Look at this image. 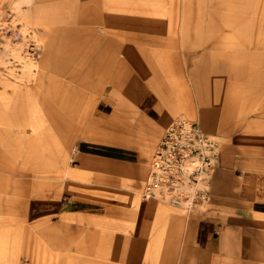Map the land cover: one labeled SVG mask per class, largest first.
Segmentation results:
<instances>
[{
    "label": "crops",
    "instance_id": "0c3cea01",
    "mask_svg": "<svg viewBox=\"0 0 264 264\" xmlns=\"http://www.w3.org/2000/svg\"><path fill=\"white\" fill-rule=\"evenodd\" d=\"M209 1L207 6L203 0H198L195 6L188 5L190 12L186 25L194 26L181 34L185 72L197 99L205 105L206 116H210L217 128L232 129L246 113L264 115V8H261L264 0ZM100 3V0H0V6H14L22 23L42 34L48 44L42 56L45 68L57 71L53 75L46 71L42 73L46 112L54 121L53 125H47L48 146L27 147L26 157H32V153L37 156L26 160L25 170H17L22 177L15 180L20 197L14 199L0 193V209L19 211L20 215L14 214L16 221L19 218L23 223L33 213L34 216H45L46 212H55L56 205L52 200L44 197L32 201V198L43 196V190L56 196L65 175L71 179L85 175L79 170H66L64 153L69 126L73 122L70 123L68 114H57L50 99L66 97L68 106H72V102L78 106L68 111H83L86 109L82 100L90 96L95 111L102 117L114 112V104L122 95L125 103L134 105L139 112L136 124L139 129L155 125L157 131L162 132L161 136L172 121V96L166 97L155 87L158 83L166 88L165 79L173 77L181 68L171 54L174 50L168 47L174 41L171 28L168 24H159L164 33L152 36L118 28L104 41H99ZM193 7L199 10L197 17L193 15ZM195 25H200L199 29ZM12 92V97L8 98L12 103L7 104L13 108L10 116L13 115L16 125H23L22 95L16 88ZM29 94L32 97L31 91ZM3 99L0 96V100ZM2 109L7 110L5 104L0 103V138L3 141V136L13 125L7 122L10 116L7 118ZM126 119L122 123L131 127L130 133L135 127ZM53 128L64 140L59 151L52 136ZM118 128L120 130V126ZM102 141L118 143L110 139ZM44 148L47 154H42ZM115 152L121 153L117 149ZM133 152L129 151L132 156L135 155ZM80 153L106 157L99 151L90 152L87 147ZM82 161L84 165H91L92 158L86 157ZM5 162H0L1 167L7 168L9 164ZM95 176L102 179L99 174ZM208 180L210 200L183 212H171L163 202H151L143 196L135 213L132 235L139 238L136 241L140 242L142 251L150 244L151 264H264V134L235 132L220 145L216 168ZM9 185V181L1 182L0 189L9 190ZM29 185L32 191L25 213L23 196L28 195ZM66 186L75 196L88 195L90 199H96L95 194L101 191L75 186L71 181ZM5 198L8 201L4 209ZM62 223L37 222L36 227L42 228L46 224L56 227ZM69 224L70 238L77 242L75 248L81 250L78 254L87 253L90 264H108L92 249L94 234L91 227ZM60 234L61 237L58 235L55 239L57 243L63 240V234ZM62 245L56 247L61 253ZM157 250L162 252L156 261Z\"/></svg>",
    "mask_w": 264,
    "mask_h": 264
},
{
    "label": "rangeland",
    "instance_id": "374dc122",
    "mask_svg": "<svg viewBox=\"0 0 264 264\" xmlns=\"http://www.w3.org/2000/svg\"><path fill=\"white\" fill-rule=\"evenodd\" d=\"M100 2L102 18L98 23L99 41H104L105 37H109L118 28H124L130 33L139 32L141 35L151 36L164 33L159 24H168L171 28L174 41L168 47H170L169 50H174L171 54L177 58L181 68L173 77L169 76L165 79L166 88L158 83L155 84L161 94L166 97L172 96L171 119L182 117L199 122L201 128L217 141V151H219L220 145L235 132L239 134L241 132H251L255 135L264 134V115L256 116L254 112L246 113L244 119L235 124L232 129L217 128L211 122L210 116H206L204 103H200L196 97L195 89L185 72L186 58L182 48L181 34L185 33L187 28L194 26L186 25L189 21L190 12L188 5L190 3V5L195 6L198 0H100ZM203 2L204 6H207L211 1L203 0ZM183 6H187L189 9ZM0 7L4 11L11 9L15 13L16 21L14 23H20L23 32V37L19 40L8 39L4 44L6 45L5 49L0 51V96L5 98L0 100V103L5 104L7 108V110L2 109V112L7 113V118L10 113H13V108L7 106V104L12 103V100L8 101V98L12 97V91L16 88L22 95L23 125H16L13 115L10 116L12 119L9 117L7 122L11 123L13 127L8 128L7 134L3 136V141L0 138V162L6 161L9 164L7 168L0 165V183L4 181L11 183L9 190L0 189V193H3V196L8 195L16 199L21 195H19L20 189L15 186V180L22 179L17 170H25L23 165L26 160L37 156V153H32V157H26L24 154L27 147L38 149L41 148L38 146L47 145L50 140L48 139L47 125L49 123L53 125L54 121L46 112V98L43 96V89L46 88L42 81V73L46 71L53 75L54 73L57 74V71H52V68H45L42 56L48 44L44 41L42 34L35 28H30L22 23L14 6L5 7L1 5ZM262 7L264 8L263 4ZM196 12L199 10L194 8V17H197L195 16ZM105 26L110 29L105 28ZM196 27L199 29L200 25H195ZM30 40H36L35 42L42 47L38 59H29L25 56ZM141 41L144 44L142 38ZM29 91L32 92V97ZM66 99V97L61 96L50 99L56 113L68 114L70 123L73 122L69 126L68 144L64 153L67 163L65 167L68 171L79 170L85 175L76 179L68 178L65 175L60 187L56 190L58 191L56 196L49 195V192L46 193L43 190L42 192H45L43 196L32 198V201H40L44 197L47 200H52L56 205L55 212H46L45 216H34L33 213L29 219L22 223L21 219L18 218L16 221L14 217L20 215L19 211L18 213L13 212V209L12 212H10L11 210L5 212V210L0 209V264H90V257L87 253L78 254L81 250L75 248L77 242H72L70 238L71 224L69 222H72L73 225L77 223L78 225L88 224L91 227L92 234H94L92 249H94L95 254L104 257L108 264H134L132 263L133 260H136L135 264H151L150 244H147V250L142 251L140 242L138 244L136 241L139 238L132 235V228L136 217L135 213L140 202H142L145 183L150 170V161L155 147L162 137V132H158L155 125H147L148 129H139V126L136 125L137 119L140 117L139 112L128 101L125 103L126 99L122 95L119 102L114 104L116 106L114 112L102 117L99 112L95 111L94 102L90 96L82 100L86 109L83 111H68V109L78 108V106L74 102L71 103L72 106H68ZM32 108L33 113L30 112ZM202 117L206 122L203 121ZM124 119L135 127L130 133L129 128L131 127L122 123ZM106 126L109 127L105 129ZM52 130V136L59 151V146L64 140L60 138L58 131H55L54 128ZM83 136L89 138H82ZM83 139L90 141L84 143V141L82 142ZM104 139L118 143H104L102 141ZM86 147L90 152L91 150L99 151L106 157L84 156L80 151ZM115 149L121 153H116ZM130 150L135 152L134 156L129 153ZM44 152L47 154L46 148L42 150V154H45ZM86 157L92 158L91 165L83 164L82 159ZM96 174L102 176V179H96ZM70 181L75 186H82L91 190L95 188L101 191L95 194L96 199H90L88 195L75 196L66 186ZM29 187L28 195L23 194L25 213L29 208V192L32 191L31 185ZM32 188L36 190L34 187ZM3 200L2 204H4L3 208L5 209L8 200L7 198ZM150 201H161L174 213L188 210L185 206L170 204L159 198H150ZM44 221L46 223L62 221L63 223L56 227L51 224H46L42 228L36 227L37 222ZM60 233L63 234L62 253L60 252L61 249L56 248L57 244L54 243L58 235L61 237ZM72 245H75L73 246L74 249H72ZM161 252V250L155 251L156 261Z\"/></svg>",
    "mask_w": 264,
    "mask_h": 264
},
{
    "label": "built area",
    "instance_id": "2783aa9c",
    "mask_svg": "<svg viewBox=\"0 0 264 264\" xmlns=\"http://www.w3.org/2000/svg\"><path fill=\"white\" fill-rule=\"evenodd\" d=\"M14 21L15 13L0 7V51L8 39L23 37L21 24ZM35 41L28 42L25 56L29 59L41 55L42 47ZM162 136L150 163L144 198H159L187 209L210 200L208 178L216 168L217 141L199 122L182 117L172 119Z\"/></svg>",
    "mask_w": 264,
    "mask_h": 264
},
{
    "label": "bare ground",
    "instance_id": "6f19581e",
    "mask_svg": "<svg viewBox=\"0 0 264 264\" xmlns=\"http://www.w3.org/2000/svg\"><path fill=\"white\" fill-rule=\"evenodd\" d=\"M58 241H56L55 242V240H54V243H56L57 244V247H59V245H61V244H63L62 242L61 243H57ZM64 242H66L65 240H64ZM64 245V244H63ZM18 260V259H17Z\"/></svg>",
    "mask_w": 264,
    "mask_h": 264
}]
</instances>
